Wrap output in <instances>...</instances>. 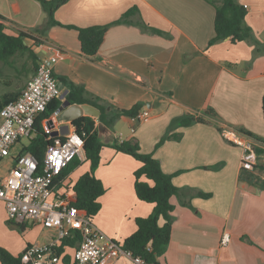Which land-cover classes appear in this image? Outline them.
<instances>
[{
    "label": "crops",
    "instance_id": "0c3cea01",
    "mask_svg": "<svg viewBox=\"0 0 264 264\" xmlns=\"http://www.w3.org/2000/svg\"><path fill=\"white\" fill-rule=\"evenodd\" d=\"M239 2L247 8L245 23L263 44L260 52L254 39L234 43L227 37L210 44L216 7L208 0H69L55 12L63 25H106L136 7L138 12L129 19L143 20L162 32L112 25L98 60L92 61L81 51L77 30L50 25L38 0H0V16L9 21L7 33L16 35L13 27L31 32L42 41L29 42L39 59L57 57L54 74L63 93L67 90L60 77L83 85L88 98L113 111L139 103L140 112H149L140 122L121 115L114 121L121 132L104 125L100 137L105 143L136 138L144 153L153 154L164 172L174 175L179 194L171 198V240L158 264H264L263 157L258 156L253 170L241 169L243 149L221 131L244 128L264 137V0ZM209 106L220 120L176 127L170 133H179L180 139L157 146L175 117L200 115ZM69 120L54 113L44 126L53 132ZM84 162L65 177L67 182L74 184L90 170V162ZM140 166L133 156L105 146L95 171L106 190L93 221L120 244L136 231L137 218L149 216L154 208L135 192L134 173ZM6 218L0 199V221ZM27 224L22 238L2 244L14 255L57 237L54 229ZM224 233L230 235L227 245H221ZM74 251L64 247L59 264L67 254L74 264ZM112 264L141 263L121 257Z\"/></svg>",
    "mask_w": 264,
    "mask_h": 264
},
{
    "label": "trees",
    "instance_id": "16d2710c",
    "mask_svg": "<svg viewBox=\"0 0 264 264\" xmlns=\"http://www.w3.org/2000/svg\"><path fill=\"white\" fill-rule=\"evenodd\" d=\"M38 1L47 12L48 23L50 25H62L77 30L81 51L92 61L98 60L99 49L104 42L107 30L112 25L123 23L132 24L154 33H162L157 28L149 26L143 20L133 21L129 19L133 14L138 12L136 7L129 9L112 23L78 27L75 25H63L55 18L56 10L69 0ZM208 1L216 7L215 37L211 40L210 44H214L227 37H230L234 43L254 39L257 51H262L263 44L254 38L252 28L245 23L247 8L243 3L239 2V0ZM0 17L9 22L5 17ZM9 27V25L0 23V61L8 64L12 63L15 57L28 54V57L33 62L31 71L35 74L39 68L40 59L31 45H37L42 41L33 33L15 27L13 28L17 34L10 35L6 31ZM34 30L38 32L39 29ZM30 41H33L31 45L29 44ZM24 71H27V69H24ZM60 80L65 85V90H67L65 99L69 100L71 104L87 103L100 110L98 119L90 115H83L73 120L74 126L84 140V149L86 152L85 161L90 162V170L82 174L73 184L72 188L75 195L72 204L79 209L85 210L91 218H94L101 210V202L99 199L105 193L106 189L102 180L96 176L95 171L101 163V152L105 146H110L118 152L133 156L141 162L140 168L134 173L135 192L140 200L153 203L154 208L149 216L137 218L136 231L127 237L122 245L125 249L131 251L133 256L144 260L145 264H158V257L166 251L171 240L174 220L172 214L174 205L171 202V198L179 194V188L173 182L174 175L164 172L159 160L153 154L144 153L136 138L126 140L116 139L112 143H105L101 140L99 132V123L112 126L114 121L121 115L136 117L140 113L141 105L136 103L130 109L113 111L110 106L97 103L96 100L88 98L83 85L76 84L66 77H60ZM19 94L20 91L15 90L5 92L0 98V111L9 100L17 98ZM63 102L64 99L57 97L49 103L46 111L37 118L35 123V136L24 147L22 153L30 152L41 163L44 162L45 153L53 143V140L50 139V133L45 129L44 121L49 119ZM214 120H220L219 115L210 106L204 109L203 114L200 115L185 113L179 117H175L171 121L167 132L157 143V146L167 139H180L179 133H170L176 127L189 126L194 123H212ZM222 130L223 128H221ZM238 130L252 137L256 142L264 144V137L244 128H238ZM255 149L258 156L263 157V161L259 166L264 168V146L256 143ZM82 163L78 157H75L63 170L61 177H66ZM251 181L253 180L251 179ZM262 186L264 188V185ZM202 195L208 196L209 194L202 193ZM10 223L17 226L22 233H25L29 227L27 223L18 224L12 221ZM79 240L80 234L78 231H71L70 235L65 237L60 242V245L55 248L56 254L62 258L64 247H75L76 249ZM23 253L14 255L8 249L0 246V261L2 264H21V256ZM63 261L64 264H71V256L68 254L65 255ZM74 264L77 263L74 262Z\"/></svg>",
    "mask_w": 264,
    "mask_h": 264
},
{
    "label": "built area",
    "instance_id": "2783aa9c",
    "mask_svg": "<svg viewBox=\"0 0 264 264\" xmlns=\"http://www.w3.org/2000/svg\"><path fill=\"white\" fill-rule=\"evenodd\" d=\"M0 23L6 24L1 17ZM56 62L55 55L41 58L37 72L19 96L9 100L0 111V165L7 157L12 159V166L5 175L0 170V199L5 203L7 215L18 224L40 223L54 229L57 236L50 243L28 246L21 256V264H59L62 258L56 254L55 248L71 231L80 234L73 254L77 264H112L121 257L145 264L144 260L133 256L131 251L102 231L85 210L72 204L75 195L73 184L61 174L75 157L83 162L86 160L84 140L76 127L71 126L73 120L66 122L68 133L52 135L49 132L53 143L48 147L43 163L30 152L22 153L25 146L17 155L12 154V149L23 138H34L37 118L53 99L63 94L54 74ZM148 116L149 112L143 111L133 119L140 122ZM60 128L58 125L57 130ZM222 134L226 140L243 149L241 169L253 170L258 163L255 139L235 128H224ZM229 241L230 235L224 233L221 245H227Z\"/></svg>",
    "mask_w": 264,
    "mask_h": 264
},
{
    "label": "rangeland",
    "instance_id": "374dc122",
    "mask_svg": "<svg viewBox=\"0 0 264 264\" xmlns=\"http://www.w3.org/2000/svg\"><path fill=\"white\" fill-rule=\"evenodd\" d=\"M32 32H34V30ZM32 68H33V62L32 59L28 57V54L19 55L15 57L12 63L6 64L3 61H0V98L7 91H11V90L21 91L28 82V80L32 77V75H34V72L31 71ZM24 69H27V71H24ZM60 114L55 113L56 116ZM112 126L114 127V130L117 131V133L121 132L119 131L120 129H118L117 126H114V123L112 124ZM29 142L30 139L23 138L12 149V154L17 155L21 151L22 146L28 145ZM10 165L12 166V159L10 157H7L0 165V170L2 175H5L7 173ZM10 222L11 220L9 219L8 215L6 219L0 221L1 247H3L2 244H6L9 242L10 243L16 242L18 239L22 238L23 235L25 234L22 233L17 228V226L12 225Z\"/></svg>",
    "mask_w": 264,
    "mask_h": 264
},
{
    "label": "water",
    "instance_id": "95a60500",
    "mask_svg": "<svg viewBox=\"0 0 264 264\" xmlns=\"http://www.w3.org/2000/svg\"><path fill=\"white\" fill-rule=\"evenodd\" d=\"M67 94V91H64V93L62 94L61 98L64 99V102L62 103V105L56 110V114H60L62 113L63 116L69 117L71 119H76L80 116H82L83 114L85 115H90L93 117H99L100 115V110L97 107H94L90 104L84 103V104H71V102L67 99H65V96ZM71 126H74V124H72ZM101 127H104L103 123H99V132L101 135ZM69 132V125H63L60 130H55L53 131L51 134L52 135H58L59 133L61 134H66Z\"/></svg>",
    "mask_w": 264,
    "mask_h": 264
}]
</instances>
